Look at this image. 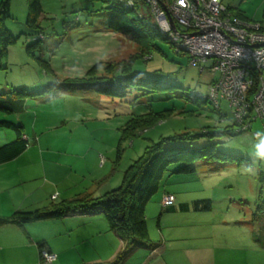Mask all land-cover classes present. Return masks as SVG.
<instances>
[{"label":"rangeland","instance_id":"374dc122","mask_svg":"<svg viewBox=\"0 0 264 264\" xmlns=\"http://www.w3.org/2000/svg\"><path fill=\"white\" fill-rule=\"evenodd\" d=\"M135 1L140 11L146 14L145 4ZM222 2L231 7H238L251 19L261 20L264 13V0H222ZM110 3L111 0L104 2L101 0H41L38 24L43 35H39L40 40L35 43L33 41L36 32L25 25L26 1L11 0L10 18L6 19L5 27L12 35L19 37L8 48L6 55L0 57L2 65L0 91L11 88L37 91L47 84L51 85V89L61 92L75 89L76 86L64 79L82 78L88 75L100 76L105 70L106 63L119 62L137 52V45L128 37L106 29L107 7ZM155 44L156 48L149 52L148 59L145 58L146 55L134 58L133 69L144 76L165 80L178 87L137 97H135L136 91H131L123 98L98 94L101 99L98 97L99 100L95 103L85 98V96H91L88 92L84 95L64 92L58 96L55 95L43 108L47 109L56 104L65 116L55 126L41 133H47L52 143L61 144L64 135H69L70 131L75 132L74 136L88 137L89 140L103 143L104 149L98 154L93 164L100 169V175L109 174L111 178L113 177V181L117 180L116 186L121 181L123 170L144 151L145 146L161 136L184 131L193 133L204 129L213 132L223 129L232 119L231 109L225 100L220 101L218 110L210 102H193L179 95L182 91L185 96L194 93L205 96L211 79V74L206 69L209 62L202 63L204 67L199 71L198 66L189 63L187 53H177L169 43L161 40H156ZM96 64H98L97 67L93 69ZM58 82L62 83L59 87ZM98 98L93 96V99ZM203 98L201 100H204ZM32 107L34 105L27 108L30 113L28 116L23 115L24 113L17 115L0 111V120H10L14 123L24 120L26 126H30L31 124L27 122L33 121ZM39 109L35 119V124L37 122L36 126H38L35 127V135L39 133L38 129L42 128L43 124L51 122L53 117L47 112H39ZM150 109L172 111L162 120L140 131L137 130L135 136L124 138L121 142L120 128L126 119L134 113L140 114ZM250 123L252 132H260L261 136L254 137L253 141L246 146L237 143L235 137L228 134L213 138L201 136L190 144L193 147H201L207 143H216L218 150L239 154L246 158V162L242 161L240 165H237L234 162L202 158L194 161L195 172L190 175L171 174L170 171L177 167V164L169 166L160 180L158 192L149 199L147 211H145L149 239L153 246L159 245L161 239L158 221L159 213L164 211H162L160 200L163 189H166L174 193L176 197L190 201L195 198L213 199L209 219L202 220L200 224L195 222L196 230L197 226L204 225L211 230L213 236H222L224 238L222 240L228 243V246L231 244L238 246L240 243H245L246 247L252 245L256 260L264 264V209L260 212L256 208L259 201H264L263 178L259 181V173L264 172V119L256 118ZM27 129L30 130V128ZM3 130L9 132L14 138L12 130ZM18 187L21 185L16 186L14 190L17 194L21 190ZM15 199L19 200L18 197ZM15 205H18V201ZM38 206L44 205L39 201ZM13 208L12 201L8 203L0 201V214L9 216L7 213ZM185 217L181 219L182 223H186ZM165 218L169 225L176 223L175 215H165ZM205 218L208 217L205 215ZM43 220L46 221L31 223L35 224L32 230L35 236L59 233L58 228L53 229L52 223H47L52 221ZM161 221L164 223V219ZM228 235L231 237H227ZM258 241H261L263 247ZM126 245L127 242H124L121 249H124ZM143 252L147 251L136 249L131 259L123 264H140ZM74 254H76L75 251ZM4 255L9 258L8 254L0 252V258ZM90 255L95 256V254ZM20 257L17 254L15 259L8 262L38 264L37 257L34 263L33 256L24 255L22 262L19 260ZM78 264L82 263L78 262Z\"/></svg>","mask_w":264,"mask_h":264},{"label":"crops","instance_id":"0c3cea01","mask_svg":"<svg viewBox=\"0 0 264 264\" xmlns=\"http://www.w3.org/2000/svg\"><path fill=\"white\" fill-rule=\"evenodd\" d=\"M259 21L264 25V13ZM2 91L6 92L8 89ZM64 92L67 94L76 92L83 95L88 92L91 96H85V98L93 100V103L100 98L98 94L87 90L75 89ZM64 92L44 93L24 101L25 106L22 113L25 116L30 114L27 109L28 106L34 105L32 107L34 109L32 112L33 121L31 123L26 121L27 124L31 125L26 126L24 120H19L23 125L26 148L14 159L0 163V201L6 203L12 201L14 205L13 210L8 211L7 214L9 215L18 210L26 211L38 208L40 207L38 206L39 201L45 206L50 201H57L60 198L63 199L84 191L97 196L116 187L117 180L113 181V177L108 176L104 181H98L106 175L102 173L100 175V169H97L93 164L98 154L104 149L102 142L89 140L88 137L74 136L75 132L70 131L69 135H64L63 142L57 144L50 141L47 133L41 134L65 118L56 104L43 109L55 95L58 96ZM93 96L99 98L93 99ZM38 108H40L39 112H47L53 117L51 122L43 124L42 128L38 129L39 133L35 135V127H38L36 126L37 122L35 124ZM231 134L237 143L245 146L253 141L254 137L261 136L260 132H252L251 123H249V128L243 132H237L233 128ZM0 135V145L8 142L9 139H13L12 135L3 129L0 130ZM18 185H21L18 187L21 189L19 194L14 192ZM54 193H56V197L51 199V195ZM164 193L173 194L175 202L167 207L160 203L161 208H163L162 211H164L159 213L160 219L158 221L161 239L159 245L153 246L152 244L150 248H137V251L139 249L147 251L142 253L140 264H260L256 260L252 245L246 247L245 243H240L238 246L234 244L228 246V243H224L222 240L224 239L222 236H213L211 230L207 229L206 226L199 225L196 230L195 222L200 224L202 220L207 221L209 219L213 199H211L209 211L193 210L189 207L184 209L196 198L191 201L179 198L166 189H163L162 195ZM16 197L19 200L15 199ZM17 201L18 205H15ZM146 209L147 203L145 211H147ZM165 215H175L176 223L169 225ZM205 215L208 218H205ZM101 216L103 215L97 210L82 209L71 211L62 217L48 219L52 222L47 223H52L53 229L58 228L59 233L46 236L33 234L32 230L35 225L31 224L33 222L23 225L3 224L0 226V252L8 254L9 258L4 255L0 258V264H14L9 263L8 260L15 259L17 254L19 257L21 256L19 258L21 262L24 260V255L33 256L34 263L36 257L38 259L41 253L38 250L39 243H43L42 250L54 254L55 259L50 264H78V262L103 264L110 262L122 248L124 241L115 231L108 228L105 219ZM184 217L186 223L181 222ZM162 219H164V223H162ZM40 221L46 220L34 222ZM227 237L231 236L228 235ZM244 239L246 240V238ZM258 242L263 247L261 241ZM135 252L136 250L133 254ZM90 254H95V256L91 257ZM133 254L126 260L131 259Z\"/></svg>","mask_w":264,"mask_h":264},{"label":"trees","instance_id":"16d2710c","mask_svg":"<svg viewBox=\"0 0 264 264\" xmlns=\"http://www.w3.org/2000/svg\"><path fill=\"white\" fill-rule=\"evenodd\" d=\"M25 1L27 7L25 25L27 28L34 30L33 32H36L33 41L36 43L40 40L41 36L39 35H43L38 24L41 0ZM132 1L133 4L128 5L127 0H111L110 5L107 7L108 17L105 27L107 30L121 33L132 40L138 47L137 52L131 54L127 59H121L119 62L110 61L106 63L105 70L100 76L88 75L82 78L64 79L69 80L72 85L76 86L75 89L92 91L95 94L108 97L123 98L131 91H136L135 97H137L146 93L169 91L178 87L165 80L144 76L133 69L134 58L146 55L145 58L148 59L150 57L149 52L156 48V40L169 43L177 53L182 52L158 32L154 21L147 13H142L140 16L135 14L139 5L135 0ZM137 2L142 3L139 0ZM221 3L224 6L225 16H228L231 21L257 22L259 31L264 32V25L259 20L249 18L238 7L225 5L222 0ZM10 4L11 0H0V57L6 55L8 48L19 37L12 35L5 27L6 19L10 18ZM191 65L198 66L199 71H201L199 64ZM88 74L92 73L88 72ZM261 75L264 76V67L261 70L252 69L251 77L254 84H256L258 77ZM214 79H216V75H213L210 81ZM57 85L59 87L62 83L58 82ZM55 92L61 91L51 89L50 84L43 86L37 91H29L25 88H11L6 92L0 91V111L22 113L25 99L44 93L54 94ZM179 95L193 102H210L200 93L186 94L185 96L184 92L181 91ZM201 98L204 100H201ZM215 108L219 110L220 105ZM171 111L170 109L162 111L150 109L144 113L132 114L120 128V141L123 142L124 138L135 136L137 130L140 131L145 127L152 126ZM231 117L230 124L213 132L204 129L193 133L184 131L169 136H161L158 140L145 146L144 151L123 170L119 185L101 195L96 196L91 192L84 191L69 198L50 201L47 205L32 210L14 211L9 216H0V226L6 223L23 225L38 220L58 218L75 210H97L103 215L108 228L115 231L124 242H127L126 247L119 250L112 261L104 262L103 264H122L137 248H150L152 246L146 224L145 205L158 192L160 180L171 164H177V167L170 171L171 174L190 175L195 172L194 161L202 158L208 160L219 159L223 162H234L237 165H240L242 161L246 162V158L239 154L218 150L216 143H207L201 147L190 146L194 139L201 136L221 137L225 134L232 135L231 131L233 128L237 132H243L249 128L248 126L244 130H239L240 124L235 122L233 116ZM0 129H9L14 132L12 140L0 145V163H3L17 157L26 148V141L23 137V125L20 122L14 123L10 120L1 119ZM108 176L109 174H106L98 181H104ZM262 178L264 181V172L259 173V181ZM259 199L261 200V195ZM188 207L193 210L209 211L211 209V199L197 198L192 200L191 204L184 207V209H188ZM256 208L261 212L264 209V201H259V204H256ZM42 244H38L40 252L43 248ZM41 261L40 253L38 264Z\"/></svg>","mask_w":264,"mask_h":264},{"label":"built area","instance_id":"2783aa9c","mask_svg":"<svg viewBox=\"0 0 264 264\" xmlns=\"http://www.w3.org/2000/svg\"><path fill=\"white\" fill-rule=\"evenodd\" d=\"M140 1V0H139ZM147 15L154 21L158 32L176 49L187 53L191 64L204 62L211 77L205 98L214 107L225 100L239 130L256 118L264 119V76L253 83L251 71L264 67V32L257 22L231 21L224 14L221 0H141ZM132 5V0H127ZM135 14L142 12L136 9ZM56 193L51 195V199ZM170 193L162 195L160 203H174ZM39 264H50L54 254L41 251Z\"/></svg>","mask_w":264,"mask_h":264}]
</instances>
